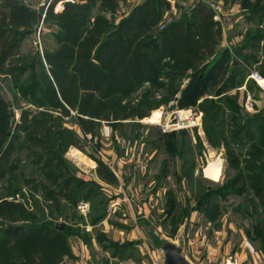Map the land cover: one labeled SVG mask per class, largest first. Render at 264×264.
<instances>
[{"label":"rangeland","instance_id":"374dc122","mask_svg":"<svg viewBox=\"0 0 264 264\" xmlns=\"http://www.w3.org/2000/svg\"><path fill=\"white\" fill-rule=\"evenodd\" d=\"M46 1L48 3L51 0ZM46 1L24 0L27 6L41 12V20L35 32L22 40L16 57H24L28 61L35 59L33 77L42 70V62L39 63L36 58L40 59L44 51L56 49L55 33L58 28L44 20ZM141 1L119 0L116 20L125 16L132 6ZM168 1L171 8L165 11L159 29L172 18H177L179 9L186 10L197 2ZM242 1L234 0L232 5L236 2L235 9L245 10ZM254 1L248 0L251 6ZM228 6L231 4H227L226 9ZM212 7L217 14L220 13L218 6ZM62 8L63 4L58 3L54 12H60ZM215 20L220 22L219 15ZM240 24L242 30H250V37L256 36L259 30L264 33V17L257 18V23L242 20ZM256 24L257 28H254ZM221 42L219 50L223 49ZM254 44L257 46V42ZM260 47L264 48V38ZM250 53L247 49L243 54L248 56L254 52ZM256 54L257 58L261 56L259 52ZM230 68L228 72L233 69L232 66ZM238 70V78L224 83L222 91H218L219 87L214 85L206 86L200 92L202 96L199 100H190L186 107L178 106L183 99L182 94L193 81L173 80L166 82L167 87L163 89L150 85L140 86L121 99V107L131 103L135 112L138 108L146 110V117L142 120L129 118L108 123L98 121L94 136L82 134L76 112L67 117L51 109L47 103L30 101L32 94L24 92L22 86L32 80L29 70L19 79L21 89L13 86L10 76L0 75V91L13 112L11 117L14 122H19V116L24 111H31L28 120L31 117L32 120H41L43 116L40 114H46L48 118L58 119L60 128L78 134L83 140L78 147H65L60 142H49L52 144L49 147L44 142L41 145L31 141L30 131L18 132L15 147L10 154L11 164L7 166L4 177L0 178V202L19 205L29 214V224L46 222L66 228L64 240L68 254L63 256L60 264H74L78 259L83 264H140L139 258L148 256L147 252L154 254L162 264L163 254L158 243L164 240L176 244L181 254L196 264L209 260L215 264L221 262L223 257L226 260L233 259L235 254L245 260L250 255L256 257L257 253L263 254L258 250L256 228L257 221L263 218V214H260L263 207L259 197L245 181L248 175L245 166L252 159L247 154L256 140L258 151L255 156L261 157L264 162L261 122L251 124L246 121L262 116L264 101L255 84L248 78L251 70H259L258 65L249 62ZM39 85L44 86L40 82ZM228 100L233 104L228 103ZM206 102H213V109H220L221 113L214 116V121L222 118L223 124L216 131L210 130L212 124L209 116L202 111ZM175 110L186 114L188 110L200 113L199 126L167 130L165 126L173 120L172 113ZM242 125L245 127L240 134L239 128ZM222 137L228 143H224ZM55 158L56 161H50ZM98 160L105 163L114 174V184L109 185L97 176ZM216 160L222 174L219 181H212L205 178L203 169ZM250 161L255 162L253 159ZM48 162L55 164L54 168L62 162L67 168L65 171L47 170ZM60 173L64 179H74V183L66 189L72 197L74 188L79 185L84 187L75 204L70 206L69 200L61 199L62 203L65 202L64 210L56 208L49 192L53 189L54 196L58 197L61 187L59 184L51 186V179ZM239 175L241 179L236 182ZM233 182L234 187H226ZM209 190L210 195L206 194ZM221 190L227 194L222 196ZM98 192L101 194L96 198ZM260 198L264 201V186ZM81 203L87 204L88 209L84 213L77 210ZM206 207L209 215L205 216ZM97 217L99 219L96 220ZM92 222L98 223L92 227ZM4 225L6 227L10 224ZM75 228L81 231L77 233ZM75 246H80L81 253L77 257L73 253ZM260 264H264V259H261Z\"/></svg>","mask_w":264,"mask_h":264},{"label":"trees","instance_id":"16d2710c","mask_svg":"<svg viewBox=\"0 0 264 264\" xmlns=\"http://www.w3.org/2000/svg\"><path fill=\"white\" fill-rule=\"evenodd\" d=\"M233 2L234 0H197L190 8L179 9L178 17L172 18L159 29L165 11L171 8L168 0H142L118 20L116 16L119 14V0L46 1L44 20L58 28L55 33L56 49L44 51L40 59L35 57L39 63L42 62V70L33 77L35 59L28 61L24 57H16L22 40L35 32L41 20V12L27 6L24 0H3L0 3V75L10 76L13 86L21 89L19 79L29 70L32 80L28 85L22 86L24 92L32 94L30 101L47 103L51 109L67 117L76 112L82 134L94 136L95 129L99 126L96 124L98 121L108 123L129 118L142 120L146 117V110L138 108L135 112L131 103L121 107V99L140 86L150 85L163 89L167 87L166 82L173 80L187 79L189 83L193 81L182 94L183 99L178 106L186 107L190 100H199L202 96L200 92L206 86L214 85L219 87L218 91H222L224 83L237 79L238 68L243 69L246 63L258 65V71L264 77V48L260 47L264 33L260 30L256 36L250 37V30L247 29L241 44L231 51L218 48L222 38V25L215 20L218 14L212 6H220L221 3L222 8H225ZM261 2L263 1L255 0L253 6L248 0L241 2L246 22L264 17V2ZM58 3H62L63 8L60 12H54ZM256 42L257 46L254 44ZM247 49L249 53L253 51V55L250 53L244 56V50ZM257 52L261 54L258 58ZM230 66L233 69L228 72ZM37 80L44 86L40 87ZM227 102L233 104L231 100ZM202 111L209 116L212 124L210 130L216 131L223 124L222 118L214 121V116L221 112L218 108L213 109V102H206ZM30 115L31 111H24L19 116V122H14L8 101L0 91V178L4 177L10 163V154L15 147L18 132L30 131L31 141L41 145L44 142L49 147L52 145L49 142H60L65 147H78L83 142L78 134L60 128L58 119L40 114L46 119L32 120L31 117L29 121ZM246 121L251 124L261 122L262 144L264 113L257 116V119ZM231 126L232 124L230 128ZM244 127L242 125L239 128L240 134ZM40 133V137H35ZM221 140L228 143L225 137ZM256 146L257 140L247 154L255 162L248 160L245 181L259 197L263 207L260 212L263 218L257 221L256 228L258 250L264 253V201L260 198L264 186V162L261 157L255 156L258 151ZM50 161H56V158ZM54 165L48 162L47 170L65 171L67 168L62 162L56 168ZM96 174L109 185L115 182L114 174L101 161L97 164ZM240 179L239 175L236 182ZM51 180L54 181H51V186L59 184L61 187L59 198L54 196L53 189L49 191L58 210V207L62 210L66 208L61 199L67 202L69 200L71 206L83 193L82 185L74 188V197L67 193L66 189L74 183V179H64L61 173ZM234 184H227L226 187H234ZM210 193L211 190L206 191V194ZM100 194L98 192L95 197L99 198ZM220 194L225 196L227 192L221 190ZM205 211V216L209 215L207 207ZM28 219L29 214L19 205L0 202V264H60L63 256L68 254L64 240L66 228L58 229L57 224L46 222L29 224ZM5 223L10 225L4 227ZM21 223L26 224L19 225ZM97 223L92 222L90 225L94 227ZM75 229L77 233L81 231L80 228Z\"/></svg>","mask_w":264,"mask_h":264},{"label":"crops","instance_id":"0c3cea01","mask_svg":"<svg viewBox=\"0 0 264 264\" xmlns=\"http://www.w3.org/2000/svg\"><path fill=\"white\" fill-rule=\"evenodd\" d=\"M45 2L46 0H42ZM26 3V2H25ZM237 3L235 2L234 5L228 6V8H222V4L220 3V6L218 5L219 9H220V13H218L219 15V21L222 25V47L223 48H227L228 50L231 49H235L236 47H238L243 39V36L246 32V30H242V26L240 24V22L243 20H246V15L243 11H241L240 9H235V7H237L236 5ZM33 7V6H32ZM255 23H257V17L255 18ZM254 28H257V24L255 25ZM80 250V246H75V249L73 250L74 256L77 257L80 255L81 252H79ZM148 256L139 258L140 264H160V262H158L159 260L154 256V254L147 252ZM143 255V254H142ZM146 255V254H145ZM262 256L264 257V253L263 254H259L257 253V256H253L250 255V258L252 259V262L250 260V258L248 260L245 259H241L239 258L238 255H234V258H228L227 260L225 259L226 257H223L221 259V262H217L215 264H227V262H229L228 264H260ZM147 257V258H146ZM187 258V257H186ZM257 259V261H256ZM129 260V259H128ZM190 261V259H188ZM130 262H132L130 260ZM191 262V261H190ZM192 263V262H191ZM74 264H83V262L78 259ZM118 264H122V263H118ZM131 264V263H128ZM192 264H196V263H192ZM200 264V263H199ZM201 264H213V262H211L210 260L208 262H204Z\"/></svg>","mask_w":264,"mask_h":264},{"label":"built area","instance_id":"2783aa9c","mask_svg":"<svg viewBox=\"0 0 264 264\" xmlns=\"http://www.w3.org/2000/svg\"><path fill=\"white\" fill-rule=\"evenodd\" d=\"M42 6H44V4H42ZM216 8L218 7L216 6ZM248 78L255 84L261 98L264 101V77L257 70H251ZM187 113L188 114L181 110H175V112L172 113L173 120L170 121L171 123L166 124L165 126L167 130L175 131L191 127H198L200 113H197L196 111L192 110H188ZM87 209V204L85 203H81L77 206V210L81 213H84L85 211H87Z\"/></svg>","mask_w":264,"mask_h":264},{"label":"water","instance_id":"95a60500","mask_svg":"<svg viewBox=\"0 0 264 264\" xmlns=\"http://www.w3.org/2000/svg\"><path fill=\"white\" fill-rule=\"evenodd\" d=\"M11 116L13 112L10 111ZM58 229L62 228V225H56ZM158 248L162 251L163 262L162 264H192L185 256L181 254V249L168 242V240L160 241L158 243Z\"/></svg>","mask_w":264,"mask_h":264},{"label":"bare ground","instance_id":"6f19581e","mask_svg":"<svg viewBox=\"0 0 264 264\" xmlns=\"http://www.w3.org/2000/svg\"><path fill=\"white\" fill-rule=\"evenodd\" d=\"M218 161H220V160H218ZM203 172H204L205 178H207L209 180L219 181L221 179V174H222L221 166H220L219 162H217V160H216V162L208 163L204 167Z\"/></svg>","mask_w":264,"mask_h":264}]
</instances>
